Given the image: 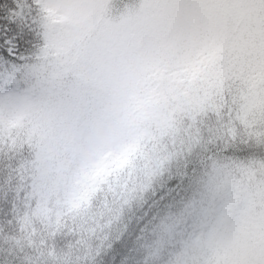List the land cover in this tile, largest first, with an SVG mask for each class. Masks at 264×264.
<instances>
[{
	"label": "clouds",
	"instance_id": "9594fccd",
	"mask_svg": "<svg viewBox=\"0 0 264 264\" xmlns=\"http://www.w3.org/2000/svg\"><path fill=\"white\" fill-rule=\"evenodd\" d=\"M20 3L0 264H264V0Z\"/></svg>",
	"mask_w": 264,
	"mask_h": 264
},
{
	"label": "snow or ice",
	"instance_id": "6c2138e0",
	"mask_svg": "<svg viewBox=\"0 0 264 264\" xmlns=\"http://www.w3.org/2000/svg\"><path fill=\"white\" fill-rule=\"evenodd\" d=\"M30 24L20 0L7 16L0 17V64L5 68L15 70L33 51L36 37Z\"/></svg>",
	"mask_w": 264,
	"mask_h": 264
}]
</instances>
